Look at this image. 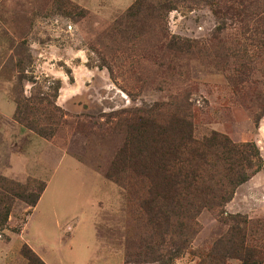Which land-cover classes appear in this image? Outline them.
Here are the masks:
<instances>
[{
	"label": "rangeland",
	"instance_id": "1",
	"mask_svg": "<svg viewBox=\"0 0 264 264\" xmlns=\"http://www.w3.org/2000/svg\"><path fill=\"white\" fill-rule=\"evenodd\" d=\"M189 124L247 159L185 211ZM56 204L50 264H264V0H0V264H47Z\"/></svg>",
	"mask_w": 264,
	"mask_h": 264
},
{
	"label": "trees",
	"instance_id": "2",
	"mask_svg": "<svg viewBox=\"0 0 264 264\" xmlns=\"http://www.w3.org/2000/svg\"><path fill=\"white\" fill-rule=\"evenodd\" d=\"M215 133L210 137L203 138L198 140L193 137L192 129L190 124L187 127V131L184 137L185 147L187 155L183 160L174 159L171 162L172 167V183L173 186H176V189L184 188L187 192L185 194V205L182 206L184 210L195 208L198 206L197 202L206 205H219L225 196L228 194L224 192L222 182H216V169L215 163L221 159H225L222 155L225 154L228 157L239 156L242 161H245L247 158L236 148L233 143L229 142H217L214 137ZM225 141V140H224ZM247 145V144H246ZM218 147L220 152L214 151L215 147ZM211 171V173H210ZM215 176L213 175V172ZM202 172V174H201ZM244 179L243 176H240L236 179H230V185L238 184ZM164 193L170 192L168 188L163 187ZM176 189H172L173 198L170 199L169 205L172 204L174 207L179 206L178 198L180 192ZM169 195V194H167ZM40 194L33 201L28 202L29 205L34 206ZM166 202V199L164 196ZM173 202V203H172ZM173 207V208H174ZM181 208V207H180ZM23 248L28 249L26 243L23 244ZM23 250V249H22ZM29 250V249H28ZM261 250L254 248L251 251V264H261Z\"/></svg>",
	"mask_w": 264,
	"mask_h": 264
},
{
	"label": "crops",
	"instance_id": "3",
	"mask_svg": "<svg viewBox=\"0 0 264 264\" xmlns=\"http://www.w3.org/2000/svg\"><path fill=\"white\" fill-rule=\"evenodd\" d=\"M43 194L39 197L37 203L35 205H37V208L38 206L40 205V202L43 198ZM35 205L33 206V208L35 207ZM54 210H56L55 212H53L51 214L52 218L50 219V221L43 225L42 228L40 229V232L35 228V225L34 226V230H30L29 229V223L31 220H26V222L24 223V226H23V229L21 231V238L25 241V243L30 246V248L36 252L47 264H50L49 261L44 257L42 256V254L38 253L36 250H35V247L33 246L32 244V240H36V239H39L40 235H42V238L44 237V233H45V230L46 228H53L55 230V235H57L56 239L59 241V242H62L64 241L63 240V234H61L60 232V226L62 224V220H66L69 218V220L75 218L77 219V213H73L72 215H69V216H66L68 213L66 212H63L64 210H60L57 208V204L56 206L54 205ZM32 212V211H31ZM31 212L29 213V215L31 214ZM66 216V217H65ZM38 217V216H37ZM28 219V218H27ZM31 219H34V218H31ZM74 227V226H73ZM79 227H77L78 229ZM66 229L67 230H70V227L68 225H66ZM41 238V239H42ZM73 241V238H69V240L67 241H64V242H68V244ZM88 249V248H87Z\"/></svg>",
	"mask_w": 264,
	"mask_h": 264
}]
</instances>
